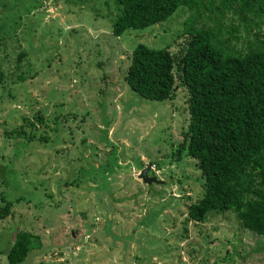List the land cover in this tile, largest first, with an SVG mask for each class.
Wrapping results in <instances>:
<instances>
[{"label": "rangeland", "instance_id": "1", "mask_svg": "<svg viewBox=\"0 0 264 264\" xmlns=\"http://www.w3.org/2000/svg\"><path fill=\"white\" fill-rule=\"evenodd\" d=\"M112 2L0 0V208L11 204L0 264L23 231L34 241L16 264H264V236L236 213L188 219L204 188L196 160L177 151L186 89L152 100L124 79L137 43L179 51L193 11L117 37ZM217 16L195 26L234 15ZM256 37L264 41V20ZM143 168L157 182H143Z\"/></svg>", "mask_w": 264, "mask_h": 264}, {"label": "trees", "instance_id": "2", "mask_svg": "<svg viewBox=\"0 0 264 264\" xmlns=\"http://www.w3.org/2000/svg\"><path fill=\"white\" fill-rule=\"evenodd\" d=\"M113 2L119 15L111 32L117 37L165 21L179 7L193 11L179 51L172 52L170 44L151 48L137 43L124 79L146 99L173 98L179 85L187 91L189 124L177 151L196 160L204 188L188 205V219L202 222L209 211L230 210L244 229L264 236V41L256 37L264 0ZM213 11L217 18L225 11L234 16L227 26L210 17L206 20L215 27L195 26L201 14ZM251 33L255 39L249 38ZM243 38L246 43L239 47ZM4 78L0 64V83ZM10 205L0 208V220L10 213ZM33 241L30 234L18 232L6 254L8 263L23 262Z\"/></svg>", "mask_w": 264, "mask_h": 264}, {"label": "water", "instance_id": "3", "mask_svg": "<svg viewBox=\"0 0 264 264\" xmlns=\"http://www.w3.org/2000/svg\"><path fill=\"white\" fill-rule=\"evenodd\" d=\"M149 169L143 168L141 172L139 173V177L142 179L143 182L147 184H151L152 182H157V178L154 176L148 175Z\"/></svg>", "mask_w": 264, "mask_h": 264}]
</instances>
